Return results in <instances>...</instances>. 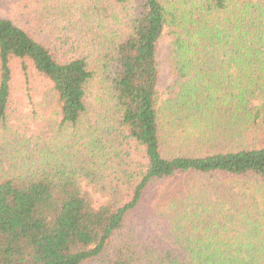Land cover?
<instances>
[{
	"label": "trees",
	"instance_id": "1",
	"mask_svg": "<svg viewBox=\"0 0 264 264\" xmlns=\"http://www.w3.org/2000/svg\"><path fill=\"white\" fill-rule=\"evenodd\" d=\"M257 95L264 0H0V264H264Z\"/></svg>",
	"mask_w": 264,
	"mask_h": 264
},
{
	"label": "rangeland",
	"instance_id": "2",
	"mask_svg": "<svg viewBox=\"0 0 264 264\" xmlns=\"http://www.w3.org/2000/svg\"><path fill=\"white\" fill-rule=\"evenodd\" d=\"M170 36L167 34L166 28L162 31L160 37L157 40L156 44V56L159 62V82L157 85L158 90V103L160 100L168 97L171 93V76L169 73L168 61H167V47L169 42ZM177 90V87H173V91ZM36 97V96H34ZM263 97L261 95H257L254 99L250 101V105H260L263 101ZM32 104L27 102L25 105L22 106V113H30ZM30 119V118H27ZM32 128V124L27 123ZM100 199H104L99 193H97Z\"/></svg>",
	"mask_w": 264,
	"mask_h": 264
}]
</instances>
